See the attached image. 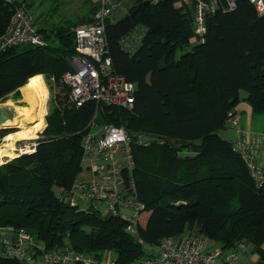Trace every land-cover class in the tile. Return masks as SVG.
Listing matches in <instances>:
<instances>
[{
	"label": "trees",
	"instance_id": "1",
	"mask_svg": "<svg viewBox=\"0 0 264 264\" xmlns=\"http://www.w3.org/2000/svg\"><path fill=\"white\" fill-rule=\"evenodd\" d=\"M23 1L32 10L33 2ZM91 3L82 20L50 29L35 24L46 46L18 45L0 57V99L30 84L44 116L41 74L58 88L35 150L0 164V238L8 226L25 228L48 248L71 244L98 259L131 264L164 237L190 231L224 249L244 244V254L250 249L257 256L251 264H264V182L255 180L234 140L219 133L241 100L264 113V16L250 0H238L236 8L208 17L198 43L192 4L134 0L106 25L115 71L136 84L133 108L95 101L77 106L62 76L71 69L76 29L97 9ZM13 9L0 1V35ZM137 28L143 36L132 52L123 40ZM93 122L144 131L151 139L134 145V179L145 204L136 234L120 213L105 214L65 195L83 171V139ZM9 132L0 130V138ZM0 264L23 263L0 254Z\"/></svg>",
	"mask_w": 264,
	"mask_h": 264
},
{
	"label": "built area",
	"instance_id": "2",
	"mask_svg": "<svg viewBox=\"0 0 264 264\" xmlns=\"http://www.w3.org/2000/svg\"><path fill=\"white\" fill-rule=\"evenodd\" d=\"M14 6L6 31L0 35V57L18 45L46 46L47 41L34 23L33 10L23 0H0ZM97 9L93 19L76 29L75 53L68 59L71 69L62 80L70 88V96L77 106L87 101L133 108L136 84L118 74L108 50L106 25L118 9L120 0H93ZM194 8V26L204 41L208 17L217 11L236 8L238 0H186ZM260 16H264V0H250ZM143 36L137 28L123 43L135 51ZM241 113H231L229 125L238 130L234 149L248 165L255 180L264 182V133L247 136L241 127ZM123 137L112 141L113 136ZM111 141V142H110ZM151 139L144 131L130 132L123 125L92 123L83 139V175L65 190L72 203L81 201L101 208L105 214H121L129 222L127 230L137 233L140 211L145 204L138 195L134 179V145L147 146ZM25 145V144H21ZM34 145L33 149H35ZM125 210L131 211L129 215ZM150 255L131 264H239L246 246L240 244L224 249L203 234L184 232L164 237ZM0 254L17 258L23 264H116V257L96 258L71 244L53 249L25 228H4L0 238Z\"/></svg>",
	"mask_w": 264,
	"mask_h": 264
},
{
	"label": "rangeland",
	"instance_id": "3",
	"mask_svg": "<svg viewBox=\"0 0 264 264\" xmlns=\"http://www.w3.org/2000/svg\"><path fill=\"white\" fill-rule=\"evenodd\" d=\"M91 1L94 3L93 0H27V2H33L32 10L34 14V23L39 26H44L48 29L59 26L63 23H66L69 20L76 21L78 18H80L81 20L86 18V16L89 15L90 8L92 7ZM120 1L121 3L118 9L113 14L114 20H119L121 17H123L126 14L129 7L134 2V0H120ZM50 42H52L55 45H59L58 40L52 38L51 34H50ZM41 76L43 77L44 83L42 82V80L40 79L38 80L41 82L43 87L41 86L39 81L38 83L42 89L43 108H44V103L46 101L44 108V119L46 124V115L48 114L49 111L52 110L53 106L55 105V95L56 92L58 91V88L55 85V80L53 78L45 74H41ZM28 85L31 87L30 84ZM246 94L247 92L244 91L242 93V97H245ZM46 107L47 110L45 114ZM237 107L241 113V119H242L241 127H243L247 131L248 137L251 136V132L253 130L260 134L264 133V113H254L252 110V106L248 100H241ZM26 123L28 124H25V120L23 119L21 123H19V125H16L18 126L17 128L18 131H24L28 136H26L23 139H18L15 142V144L17 147L21 148L20 147L21 145L19 143H21L23 140L26 139L25 141L33 149L34 145L37 144V142L35 141L36 138L39 137L40 133L45 128L44 126L46 125L43 126L44 128L41 127L34 130L31 127H29V125L32 124L30 121ZM20 125H22V127ZM40 129L42 130L39 131ZM37 131H39L38 134L36 133ZM219 133L223 137L229 138L230 140L231 139L235 140L238 136V130L232 129L230 127L220 130ZM6 136L0 138V146H4V144L6 143V141L4 140ZM5 160L7 161L8 159ZM234 203L236 204V201H234ZM125 211L129 215L131 214V211L128 210ZM147 250L152 251V249L149 247L147 248ZM250 255L253 254L249 249L242 258V260L245 262L244 264H251L252 263L251 261H255L257 259V256L253 255L252 260L250 261V258H247V257H251Z\"/></svg>",
	"mask_w": 264,
	"mask_h": 264
},
{
	"label": "bare ground",
	"instance_id": "4",
	"mask_svg": "<svg viewBox=\"0 0 264 264\" xmlns=\"http://www.w3.org/2000/svg\"><path fill=\"white\" fill-rule=\"evenodd\" d=\"M21 90L24 96L23 99L27 101L29 105H15L14 102L10 101L8 104L15 107L16 114L15 117L8 120L5 125L16 126L19 125V123H21V121L24 119L25 124H28L26 123L28 121L32 123L31 125H29V127L34 130L43 127L45 125V119L33 90L28 84L21 87ZM20 126L22 127V125ZM26 136H28L26 132L16 131L9 133L4 138L6 143L4 144V146H0V164L4 163L6 161L5 159H11L17 156L19 153L34 151V149H32L27 142H25V145L20 146L21 148L16 146L15 142L18 139L25 138Z\"/></svg>",
	"mask_w": 264,
	"mask_h": 264
},
{
	"label": "water",
	"instance_id": "5",
	"mask_svg": "<svg viewBox=\"0 0 264 264\" xmlns=\"http://www.w3.org/2000/svg\"><path fill=\"white\" fill-rule=\"evenodd\" d=\"M23 98H24V96H23V93H22V90L20 87L17 90H15L14 92L7 94L0 99V130L8 129L11 132L18 131V129H17L18 126L5 125L8 120L14 118V115L16 112L15 108L13 106L9 105L8 103L10 101H12V102H14L15 105H21V106L29 105V103L27 101H25ZM11 132H9V133H11ZM25 142L26 141L23 140L21 143L25 144Z\"/></svg>",
	"mask_w": 264,
	"mask_h": 264
},
{
	"label": "crops",
	"instance_id": "6",
	"mask_svg": "<svg viewBox=\"0 0 264 264\" xmlns=\"http://www.w3.org/2000/svg\"><path fill=\"white\" fill-rule=\"evenodd\" d=\"M237 110H239V109L237 108ZM243 123H244V122H243ZM228 127H230V125H229ZM230 128H231V127H230ZM232 129H234V128H232ZM257 133H258V132H256V131L253 130V131L251 132V136H252L253 134H257ZM225 138H226V137H225ZM228 139H229V138H228ZM231 140H232V139H231ZM82 175H83V173H82ZM243 256H244V255H243ZM243 256H242L241 259H240V263H241V264H244V263H245V262L242 260ZM250 256H251V257H247V258H250V261H251L253 255H250ZM248 260H249V259H248ZM251 262H253V261H251ZM240 263H239V264H240Z\"/></svg>",
	"mask_w": 264,
	"mask_h": 264
},
{
	"label": "clouds",
	"instance_id": "7",
	"mask_svg": "<svg viewBox=\"0 0 264 264\" xmlns=\"http://www.w3.org/2000/svg\"><path fill=\"white\" fill-rule=\"evenodd\" d=\"M122 138H123V137H117V136L114 135L113 137H111V140L114 141V140L122 139ZM110 142H111V141H110Z\"/></svg>",
	"mask_w": 264,
	"mask_h": 264
}]
</instances>
